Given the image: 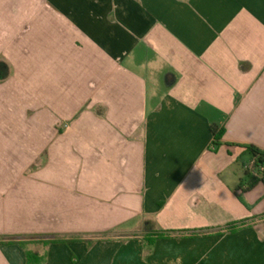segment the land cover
I'll return each mask as SVG.
<instances>
[{
    "label": "crops",
    "instance_id": "crops-1",
    "mask_svg": "<svg viewBox=\"0 0 264 264\" xmlns=\"http://www.w3.org/2000/svg\"><path fill=\"white\" fill-rule=\"evenodd\" d=\"M0 73V143L38 142L33 160L74 179L66 212L85 198L106 223L11 229L34 161L0 144V264H264L247 170L248 147L264 154V0H0Z\"/></svg>",
    "mask_w": 264,
    "mask_h": 264
},
{
    "label": "rangeland",
    "instance_id": "rangeland-1",
    "mask_svg": "<svg viewBox=\"0 0 264 264\" xmlns=\"http://www.w3.org/2000/svg\"><path fill=\"white\" fill-rule=\"evenodd\" d=\"M74 74L77 81L79 80L81 82L83 74ZM52 79L53 78H51V81ZM46 81H50V79L47 78ZM30 114H33L32 110L30 111ZM62 129V132H64L65 130H68V127H63ZM30 133H33V131L31 130ZM7 143L2 142L0 144L5 145ZM38 144L39 143L36 141L29 142L28 144L26 142L17 141L8 143V145L14 146V156H22L25 160L30 157V161L33 160L35 151L38 150ZM5 154L6 150L1 149L0 159H2ZM46 156L47 155L45 154L37 156L35 158L36 160H33L34 162H32L33 164L31 165V170L29 171V176L31 179L29 180L28 184H26V190L24 189V199L21 200L22 197H20L21 199L18 197L17 200L20 202H15L14 205L20 207V209L22 208V211L17 210V207H15V213L13 216L14 221L12 223L9 222L11 229L14 228L25 230L27 232H34L31 236L48 237L47 235H52L51 233H56L65 229L81 230L85 228V226H88V228H98L101 225H105L106 223H104L103 220L96 215L97 213H95L93 222L89 218L88 221L85 219L87 213L86 205L89 204L85 198H79L77 203L73 200V206L68 207L66 212L64 203H69V198H67V195L65 194L66 190L63 191L60 190V188L69 189L70 185L68 182L74 179L68 173L66 168L61 165L58 166L57 164H54V159L51 161L50 168L44 170L43 168L45 167V161L46 164L48 161ZM16 161L17 156L15 157V164ZM82 177L84 178V175H82ZM82 177L80 176V179ZM82 183H84V181ZM21 192L15 191V194ZM55 199H60V201H55ZM88 206L90 207V204ZM94 207L95 210H97L96 206ZM69 211L72 212L71 216L68 215L70 217L65 215V212L69 214ZM54 213H61V215H63L62 217H65L63 218L64 220H54Z\"/></svg>",
    "mask_w": 264,
    "mask_h": 264
},
{
    "label": "trees",
    "instance_id": "trees-1",
    "mask_svg": "<svg viewBox=\"0 0 264 264\" xmlns=\"http://www.w3.org/2000/svg\"><path fill=\"white\" fill-rule=\"evenodd\" d=\"M6 76L4 75V73H0V81L2 80H5ZM212 133H213V136H214V139L215 140H219L222 138V135L224 132L222 131H218V127L217 126H213L212 127ZM251 154H252V157L256 160V168L260 165H263L264 166V154L261 153L257 148L253 147V146H250L248 147L247 149ZM262 181L264 182V173H263V176H262ZM240 224V223H239ZM237 225H231L228 227V230H231V231H235L236 230V227ZM169 233L171 232H167V231H163L162 234H160L157 238L158 239H161V238H164L166 237ZM153 240H151L152 242ZM29 259H30V256H29Z\"/></svg>",
    "mask_w": 264,
    "mask_h": 264
},
{
    "label": "built area",
    "instance_id": "built-area-1",
    "mask_svg": "<svg viewBox=\"0 0 264 264\" xmlns=\"http://www.w3.org/2000/svg\"><path fill=\"white\" fill-rule=\"evenodd\" d=\"M256 160L254 158H252V160L250 161V163L247 166V170L251 173H253L255 176L257 177H262L263 173H264V166L260 165L256 168Z\"/></svg>",
    "mask_w": 264,
    "mask_h": 264
}]
</instances>
